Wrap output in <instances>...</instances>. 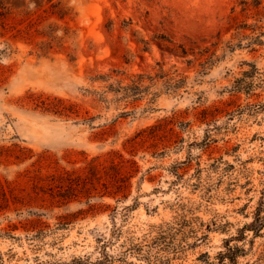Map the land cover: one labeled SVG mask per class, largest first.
Masks as SVG:
<instances>
[{
    "label": "rangeland",
    "instance_id": "374dc122",
    "mask_svg": "<svg viewBox=\"0 0 264 264\" xmlns=\"http://www.w3.org/2000/svg\"><path fill=\"white\" fill-rule=\"evenodd\" d=\"M47 1L0 0V264H264V0Z\"/></svg>",
    "mask_w": 264,
    "mask_h": 264
},
{
    "label": "trees",
    "instance_id": "16d2710c",
    "mask_svg": "<svg viewBox=\"0 0 264 264\" xmlns=\"http://www.w3.org/2000/svg\"><path fill=\"white\" fill-rule=\"evenodd\" d=\"M4 1V0H3ZM8 1L7 3H11L12 0H6ZM16 2H19L21 0H15ZM23 1V0H22ZM25 1V0H24ZM49 4H51V6L55 7L58 5H62V0H48L47 1ZM44 4V0L41 3H37L38 6L42 7ZM14 5L13 3H11V6ZM6 7H9V5H7ZM62 7L65 8V6L62 5ZM3 8L4 6L0 5V16L3 15ZM64 15H66V13H64ZM64 15L60 16L61 18L64 17ZM108 31H111L108 30ZM57 37V36H55ZM142 43H144L145 47L148 44V42H146L145 40H142ZM184 52V50H183ZM146 75L145 74H139L138 78L136 80L133 81V83L131 85L122 87L121 89L124 91L125 96H135L138 95L139 93L142 92V88H143V81ZM263 207V203H261L260 207L257 209L256 214H255V218L254 221L249 225L250 228H252L253 230H255L256 232H260L263 228H264V209ZM239 253H242V251H240L238 248L236 247H232L229 246L227 247V251L226 252H220L217 259V262H211L209 260L204 261L203 264H238V256ZM107 258V256H105ZM149 259V258H147ZM260 261L264 263V252L262 253L261 257H260ZM80 264H85V263H81ZM87 264V263H86Z\"/></svg>",
    "mask_w": 264,
    "mask_h": 264
}]
</instances>
